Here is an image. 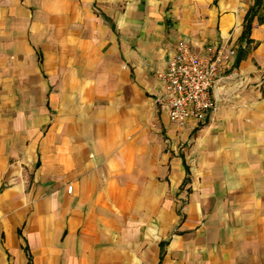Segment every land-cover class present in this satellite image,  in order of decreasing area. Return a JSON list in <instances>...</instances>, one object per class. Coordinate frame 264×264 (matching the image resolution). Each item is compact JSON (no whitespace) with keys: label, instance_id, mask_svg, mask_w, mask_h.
Listing matches in <instances>:
<instances>
[{"label":"crops","instance_id":"crops-1","mask_svg":"<svg viewBox=\"0 0 264 264\" xmlns=\"http://www.w3.org/2000/svg\"><path fill=\"white\" fill-rule=\"evenodd\" d=\"M254 3L0 0V264H264ZM181 40L235 55L177 126L154 97Z\"/></svg>","mask_w":264,"mask_h":264},{"label":"built area","instance_id":"built-area-1","mask_svg":"<svg viewBox=\"0 0 264 264\" xmlns=\"http://www.w3.org/2000/svg\"><path fill=\"white\" fill-rule=\"evenodd\" d=\"M235 49L209 46L205 55L192 51L181 40L170 56L165 71L159 72L162 91L154 97L160 110H165L169 119L177 126L188 120L202 121L215 107L211 96L214 83L223 68L229 66ZM72 186H68L71 191Z\"/></svg>","mask_w":264,"mask_h":264},{"label":"trees","instance_id":"trees-1","mask_svg":"<svg viewBox=\"0 0 264 264\" xmlns=\"http://www.w3.org/2000/svg\"><path fill=\"white\" fill-rule=\"evenodd\" d=\"M259 3H260V0H255L254 5L250 8V10L245 15L244 30H243V33H242V39H244L246 42H249L248 35H249V31L251 29V21H252V18L254 16V14H255L256 6ZM242 51L243 50L241 49V51L239 52V55L242 54Z\"/></svg>","mask_w":264,"mask_h":264}]
</instances>
